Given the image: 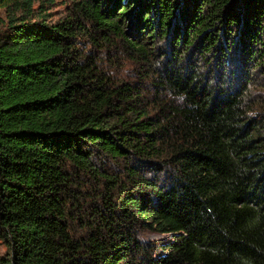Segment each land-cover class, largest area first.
Instances as JSON below:
<instances>
[{
	"label": "trees",
	"instance_id": "obj_1",
	"mask_svg": "<svg viewBox=\"0 0 264 264\" xmlns=\"http://www.w3.org/2000/svg\"><path fill=\"white\" fill-rule=\"evenodd\" d=\"M54 2L0 0V264H264V0Z\"/></svg>",
	"mask_w": 264,
	"mask_h": 264
},
{
	"label": "rangeland",
	"instance_id": "obj_2",
	"mask_svg": "<svg viewBox=\"0 0 264 264\" xmlns=\"http://www.w3.org/2000/svg\"><path fill=\"white\" fill-rule=\"evenodd\" d=\"M75 6V0H55L54 4L52 5V11H53V18H58L67 15L71 8ZM260 78L264 79V74L262 75V72L259 73ZM169 232H149L147 233L148 238H170ZM7 244L6 242L0 238V257L4 255L7 252Z\"/></svg>",
	"mask_w": 264,
	"mask_h": 264
},
{
	"label": "built area",
	"instance_id": "obj_3",
	"mask_svg": "<svg viewBox=\"0 0 264 264\" xmlns=\"http://www.w3.org/2000/svg\"><path fill=\"white\" fill-rule=\"evenodd\" d=\"M164 233H167V232H164ZM169 234H170L169 236L171 237L173 236V232H169Z\"/></svg>",
	"mask_w": 264,
	"mask_h": 264
}]
</instances>
